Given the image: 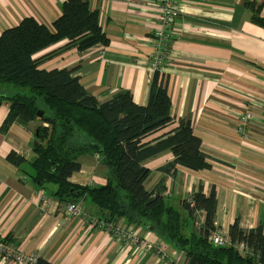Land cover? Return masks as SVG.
Instances as JSON below:
<instances>
[{
  "label": "crops",
  "instance_id": "obj_1",
  "mask_svg": "<svg viewBox=\"0 0 264 264\" xmlns=\"http://www.w3.org/2000/svg\"><path fill=\"white\" fill-rule=\"evenodd\" d=\"M64 1L0 0V34L26 16L52 27ZM254 1L263 5L264 17V0ZM89 2L91 9L99 11L110 43L63 49L68 42L63 39L35 55L47 56L40 67L75 68L81 83L100 102L126 89L136 103L146 105L154 75L147 57L159 28L160 1ZM179 3L169 28L164 71L171 114L191 121L210 167L193 170L178 165L168 173L163 168L175 156L166 150L147 159L151 173L146 186L156 189L163 179L164 199L186 218L187 233L198 223L183 202L199 185L206 195L213 188L216 191L218 231L229 233L236 219L247 230L261 226L264 231V26L252 21L243 0ZM9 108V99L0 101V236L12 237L8 246L54 264H185L184 251L149 224H129L124 219L139 235L140 241L134 243L89 223L88 218H99L101 213L88 197L80 201L82 215L62 224L66 201L43 189L29 174L38 123L15 122L2 131ZM246 111L252 112L253 119L242 133L239 118ZM11 151L21 156L18 163L9 159ZM79 162L71 182L91 186L107 182L110 169L99 153L83 154ZM41 190L44 199L39 197ZM0 264L19 263L13 252L6 251L0 252Z\"/></svg>",
  "mask_w": 264,
  "mask_h": 264
},
{
  "label": "trees",
  "instance_id": "obj_2",
  "mask_svg": "<svg viewBox=\"0 0 264 264\" xmlns=\"http://www.w3.org/2000/svg\"><path fill=\"white\" fill-rule=\"evenodd\" d=\"M243 4L251 10L252 21L264 26L263 5L254 0H243ZM61 11L52 27L34 16H26L0 34V101L10 100L2 131L15 122L38 123L34 131L38 143L33 146L36 159H29V174L35 182L59 184L56 195L62 202H80L88 197L98 206L101 221L122 218L129 224H149L184 251L185 264H264L261 226L247 230L236 219L229 229L230 244L218 245L210 240V234L217 230L214 188L206 195L199 185L184 199L191 219L198 222L189 233L186 218L164 199L163 179L156 189L147 188L151 170L146 161L166 150L175 156L163 168L168 173L175 172L178 165L193 170L210 167L191 121L171 114L165 72H154L148 102L140 105L126 89L100 102L81 83L75 68L40 67L47 56L35 55L63 39L68 40L63 49L85 50L110 43L99 11L91 9L89 0H65ZM3 84H11L17 90L6 93ZM39 111L42 116H38ZM86 153H99L110 169L104 185H82L69 180L81 167L79 157ZM8 157L15 163L21 158L15 151ZM201 213L203 221L199 219ZM11 240V236H0V242ZM237 242H243L246 249H238ZM31 264L54 263L37 257Z\"/></svg>",
  "mask_w": 264,
  "mask_h": 264
},
{
  "label": "built area",
  "instance_id": "obj_3",
  "mask_svg": "<svg viewBox=\"0 0 264 264\" xmlns=\"http://www.w3.org/2000/svg\"><path fill=\"white\" fill-rule=\"evenodd\" d=\"M160 1V14L158 16L159 28L155 32V41L152 43V50L148 54L147 64L150 71L164 72L166 69V58L168 57V50L170 44V31L169 28L174 22L177 13L180 9V0H159ZM253 119L252 112L246 111L239 118V129L242 133H245V128L250 120ZM39 197L44 199L45 193L41 190ZM192 205L194 204L191 201ZM67 211L62 217V224H69L73 217H80L82 215V208L80 202L66 201ZM89 223L98 225L105 231L112 232L117 238H125L137 243L140 241L139 235L132 225L124 222V219L120 218L113 222L101 221L100 218L90 217ZM198 223V222H197ZM210 240L218 245H228L231 243V238L228 232H222L215 230L210 234ZM235 246L240 249L245 248L243 243H236ZM13 252L15 260L19 264H31L37 259L36 254L25 253L19 250H13L6 243L0 242V252Z\"/></svg>",
  "mask_w": 264,
  "mask_h": 264
},
{
  "label": "water",
  "instance_id": "obj_4",
  "mask_svg": "<svg viewBox=\"0 0 264 264\" xmlns=\"http://www.w3.org/2000/svg\"><path fill=\"white\" fill-rule=\"evenodd\" d=\"M42 115H43V112L39 111L38 116H42ZM37 143H38V141L36 140L34 142V146H36ZM35 159H36V156L33 157V160H35ZM41 186L43 189H46V190L52 192L54 195H56L58 193L59 187H60L59 184L53 183V182H45V183L41 184Z\"/></svg>",
  "mask_w": 264,
  "mask_h": 264
},
{
  "label": "rangeland",
  "instance_id": "obj_5",
  "mask_svg": "<svg viewBox=\"0 0 264 264\" xmlns=\"http://www.w3.org/2000/svg\"><path fill=\"white\" fill-rule=\"evenodd\" d=\"M155 72H157V70ZM3 87L5 88L6 93H12L17 90V87H14L11 84H3ZM0 92H2V90H0Z\"/></svg>",
  "mask_w": 264,
  "mask_h": 264
}]
</instances>
